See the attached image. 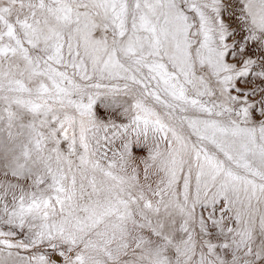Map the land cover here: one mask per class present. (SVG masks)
<instances>
[{
    "label": "snow or ice",
    "instance_id": "obj_1",
    "mask_svg": "<svg viewBox=\"0 0 264 264\" xmlns=\"http://www.w3.org/2000/svg\"><path fill=\"white\" fill-rule=\"evenodd\" d=\"M0 264H264V0H0Z\"/></svg>",
    "mask_w": 264,
    "mask_h": 264
}]
</instances>
